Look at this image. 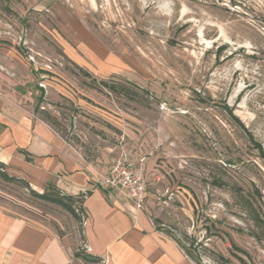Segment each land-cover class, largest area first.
Returning a JSON list of instances; mask_svg holds the SVG:
<instances>
[{
	"label": "rangeland",
	"instance_id": "rangeland-1",
	"mask_svg": "<svg viewBox=\"0 0 264 264\" xmlns=\"http://www.w3.org/2000/svg\"><path fill=\"white\" fill-rule=\"evenodd\" d=\"M0 95L99 186L126 170L101 187L195 264H264V0H0ZM73 206L80 218L0 176V207L59 233L79 235Z\"/></svg>",
	"mask_w": 264,
	"mask_h": 264
},
{
	"label": "crops",
	"instance_id": "crops-1",
	"mask_svg": "<svg viewBox=\"0 0 264 264\" xmlns=\"http://www.w3.org/2000/svg\"><path fill=\"white\" fill-rule=\"evenodd\" d=\"M0 163L30 191L88 192L79 235L0 207V264H195L142 210L99 186L94 166L47 121L2 95Z\"/></svg>",
	"mask_w": 264,
	"mask_h": 264
},
{
	"label": "trees",
	"instance_id": "trees-1",
	"mask_svg": "<svg viewBox=\"0 0 264 264\" xmlns=\"http://www.w3.org/2000/svg\"><path fill=\"white\" fill-rule=\"evenodd\" d=\"M81 69V68H80ZM83 74L87 75L86 72H83ZM40 96L43 94V90L40 88ZM0 176L3 177L6 180H10V181H20L23 182L21 179L16 178V177H12L9 176L4 170H3V164L0 163ZM31 192L37 196L40 199H43L45 201H49L51 203H55L60 205L61 207H63L64 209H66L67 211H69L70 213L75 215V210L73 208V203L75 200H78L80 202H82L83 198L85 195L88 194V192L86 193H80L78 198L74 199L72 197H68V196H63L60 195L58 193H55L54 191L51 192H43V193H37L34 190H31ZM77 215V214H76ZM92 259H96V258H92Z\"/></svg>",
	"mask_w": 264,
	"mask_h": 264
},
{
	"label": "built area",
	"instance_id": "built-area-1",
	"mask_svg": "<svg viewBox=\"0 0 264 264\" xmlns=\"http://www.w3.org/2000/svg\"><path fill=\"white\" fill-rule=\"evenodd\" d=\"M114 171H116V176H120L119 180H116L115 176H112L111 178H107L104 181L99 182L102 187H104L103 184H107V183L109 184V186H112V187L116 186L117 182L121 183V186H125V184H129L130 178L126 170H124L123 168L116 167ZM134 183H136V186L128 190V196L130 198H133L136 202V205L139 206L140 201L142 199V194H143V184L140 183L137 179L134 180Z\"/></svg>",
	"mask_w": 264,
	"mask_h": 264
}]
</instances>
